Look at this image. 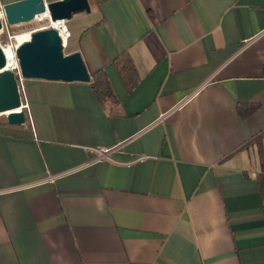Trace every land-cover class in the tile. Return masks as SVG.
<instances>
[{
  "label": "crops",
  "instance_id": "0c3cea01",
  "mask_svg": "<svg viewBox=\"0 0 264 264\" xmlns=\"http://www.w3.org/2000/svg\"><path fill=\"white\" fill-rule=\"evenodd\" d=\"M88 1L66 53L117 103L91 81H20L26 123L0 122V264H264V0Z\"/></svg>",
  "mask_w": 264,
  "mask_h": 264
},
{
  "label": "water",
  "instance_id": "95a60500",
  "mask_svg": "<svg viewBox=\"0 0 264 264\" xmlns=\"http://www.w3.org/2000/svg\"><path fill=\"white\" fill-rule=\"evenodd\" d=\"M90 11L88 0H19L0 8V31L4 22L9 26L32 22L40 16H49L52 21L69 20L75 13ZM17 55L23 78H38L49 81H91V73L80 51L65 52L64 41L55 27L37 28L22 42ZM0 115H7L12 125L26 123L22 107L19 77L7 66L5 52L0 45Z\"/></svg>",
  "mask_w": 264,
  "mask_h": 264
},
{
  "label": "trees",
  "instance_id": "16d2710c",
  "mask_svg": "<svg viewBox=\"0 0 264 264\" xmlns=\"http://www.w3.org/2000/svg\"><path fill=\"white\" fill-rule=\"evenodd\" d=\"M114 64L117 71L124 81L127 90L130 92L138 83L139 76L131 55L128 52L118 55L114 59ZM91 85L98 99L102 102H110L112 105L117 103V96L112 87L111 81L104 69H100L91 73ZM255 105L245 104L240 107V112L243 115L252 113ZM258 144L261 145V135L256 137ZM261 149V148H260ZM262 150V149H261ZM258 182L260 184V189L264 195V169L258 176Z\"/></svg>",
  "mask_w": 264,
  "mask_h": 264
},
{
  "label": "built area",
  "instance_id": "2783aa9c",
  "mask_svg": "<svg viewBox=\"0 0 264 264\" xmlns=\"http://www.w3.org/2000/svg\"><path fill=\"white\" fill-rule=\"evenodd\" d=\"M49 17V16H48ZM62 25L57 27L56 25H53V21L49 18V23L50 25L47 27H55L59 30V33L64 41V45L66 46L67 44V40L70 37V30L66 24L65 20H62ZM63 27V28H61ZM41 28H45V27H41ZM4 35L6 37L5 40H0V45L2 46L5 55H6V59H7V66L11 69H13L15 71V73L18 75L19 77V84H20V89H21V93H22V85L20 83V81L23 79L22 75H21V69H20V61L17 55V49L19 47V45L24 42L25 40L21 41L20 37L21 35H13L10 32V28L9 25L6 24V22H4V26L3 29L0 31V37ZM9 50V51H7ZM10 61V62H9ZM22 107L23 110H25L26 108H28V103L25 101L24 97H23V93H22ZM100 155L101 158L104 157V152L100 151Z\"/></svg>",
  "mask_w": 264,
  "mask_h": 264
},
{
  "label": "rangeland",
  "instance_id": "374dc122",
  "mask_svg": "<svg viewBox=\"0 0 264 264\" xmlns=\"http://www.w3.org/2000/svg\"><path fill=\"white\" fill-rule=\"evenodd\" d=\"M49 25H50L49 18L47 16L42 15L39 17V19H37L35 21L21 23L18 26V28H16L15 30L17 32V35H21L24 33L31 32L34 29L41 28V27H47ZM5 39H6V37L4 35H2L0 37V40H2V41ZM67 47H65V52H67V49H68ZM24 111L26 112V110H24ZM0 122L5 123V124L9 123L8 119H7V115H0Z\"/></svg>",
  "mask_w": 264,
  "mask_h": 264
},
{
  "label": "bare ground",
  "instance_id": "6f19581e",
  "mask_svg": "<svg viewBox=\"0 0 264 264\" xmlns=\"http://www.w3.org/2000/svg\"><path fill=\"white\" fill-rule=\"evenodd\" d=\"M62 22H63L62 20L53 21L54 25H56L57 27L61 26L62 25ZM61 28H63V27H61ZM30 33L31 32H28L27 34L26 33L22 34V36L20 37V40L21 41L27 40L30 37ZM7 51H9V50H7Z\"/></svg>",
  "mask_w": 264,
  "mask_h": 264
}]
</instances>
